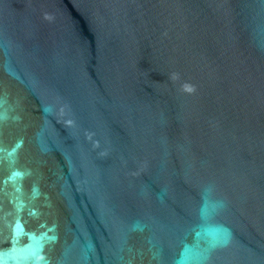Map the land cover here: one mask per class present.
<instances>
[{
	"label": "water",
	"instance_id": "95a60500",
	"mask_svg": "<svg viewBox=\"0 0 264 264\" xmlns=\"http://www.w3.org/2000/svg\"><path fill=\"white\" fill-rule=\"evenodd\" d=\"M0 264H264V0H0Z\"/></svg>",
	"mask_w": 264,
	"mask_h": 264
}]
</instances>
